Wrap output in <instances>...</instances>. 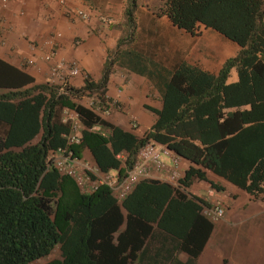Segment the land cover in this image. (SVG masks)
I'll list each match as a JSON object with an SVG mask.
<instances>
[{"label": "trees", "instance_id": "obj_1", "mask_svg": "<svg viewBox=\"0 0 264 264\" xmlns=\"http://www.w3.org/2000/svg\"><path fill=\"white\" fill-rule=\"evenodd\" d=\"M137 6L138 0L123 3L129 36ZM152 11L191 36L200 27L210 29L238 50L215 74L179 63L145 131L122 130L79 103L104 95L105 74L97 83L84 79L60 92L34 84L26 71L0 59V264L36 263L56 248L60 258L44 264H132L154 228L195 258L212 223L200 213L206 203L185 194L192 179L220 191L213 181L218 179L264 201V1L161 0ZM232 69L236 81L227 83ZM61 109L78 117L77 143L64 139L69 127L60 122ZM147 142L166 147L188 166L177 189L155 180L133 186L119 204L125 225L113 244L123 222L116 200L103 186L80 195L50 157L58 147L78 158L87 151L99 173L122 177Z\"/></svg>", "mask_w": 264, "mask_h": 264}, {"label": "crops", "instance_id": "obj_2", "mask_svg": "<svg viewBox=\"0 0 264 264\" xmlns=\"http://www.w3.org/2000/svg\"><path fill=\"white\" fill-rule=\"evenodd\" d=\"M124 1L10 0L5 8L0 6V59L26 71L36 85L56 86L55 83H49L50 64L41 60L40 52H27V42L37 44L53 40L57 57L73 61L78 67L77 76L69 81L72 87L83 85L84 76L90 82L97 83L105 74L104 96L109 103L117 105L116 108L108 106V113L102 114L106 121L122 130H148L153 121L151 109L158 108L161 91L179 63L176 57L172 60L160 54V49L164 48L166 33L172 35V39H181L184 33L172 26L166 17H158L151 9L143 6L151 5L156 0H138L139 5L134 12V31L129 36L122 14ZM74 10H81L85 18L76 17L72 13ZM100 19H107L108 22L102 23ZM220 37L228 43L226 53L229 52V55L226 59L233 57L238 47ZM171 43L173 48H184L176 41L172 40ZM46 47L43 48L44 52L49 49ZM235 81L236 74L232 69L226 82ZM93 96H85L78 101L89 107ZM64 111L67 110H60V122ZM130 121H134L136 126L132 127ZM95 129L93 127V131ZM97 131L107 134L105 129ZM115 158L123 160L121 155ZM80 159L95 166L87 151L82 152ZM179 166L183 172L188 162L181 160ZM213 181L222 190L215 191L207 183L195 179L184 189L188 198L196 197L205 203L218 200L225 206L223 218L212 223L210 235L199 254L193 258L179 251L176 238L154 228L135 252L137 259L132 264H243L240 251H223L220 247L221 224L229 227L237 224L238 228L244 224V235L240 239L245 241L248 222H264V215L250 217L249 209L260 208L264 212V201L243 195L221 180ZM209 190L211 196H208ZM120 202L116 201L115 204L119 207L123 222L112 235L113 244L117 243V236L125 225L126 212L119 206ZM239 208L247 209L244 220L238 218ZM128 250L129 247L126 252ZM54 258H60L58 248L36 264H44Z\"/></svg>", "mask_w": 264, "mask_h": 264}, {"label": "built area", "instance_id": "obj_3", "mask_svg": "<svg viewBox=\"0 0 264 264\" xmlns=\"http://www.w3.org/2000/svg\"><path fill=\"white\" fill-rule=\"evenodd\" d=\"M8 1L10 0H0L1 8H5ZM72 13L78 18H85V14L81 10H74ZM100 21L108 22L107 19H100ZM57 36L56 34L55 37ZM52 43L53 40L37 44L27 42V52L30 54L36 50L40 52L41 60L50 64L49 83L57 84L59 91L62 92L63 87L70 86L69 81L77 76L78 67L73 61H65L63 58L57 57L56 49ZM45 47L49 48L46 52L43 50ZM92 98L89 107L94 112L107 114L109 107H117L114 103H109L104 95L102 97L94 95ZM61 123L69 126V133L64 136L66 142L68 144L77 143V135L81 130L77 115L64 111ZM130 124L132 127L136 126L134 121H130ZM95 130L101 131L97 127ZM50 159L54 170L59 175L70 178L80 195H90L98 187L103 186L116 201H121L139 180L160 181L177 189L183 177L179 166L181 158L167 150L166 147L153 142L145 143L137 151L132 167L126 170L122 177H119L115 171L99 173L95 166L73 156L65 147L56 148ZM211 195L212 192L209 190L208 196ZM200 213L211 223H216L223 218L224 207L220 201L214 200L210 203L206 202V205H201Z\"/></svg>", "mask_w": 264, "mask_h": 264}, {"label": "rangeland", "instance_id": "obj_4", "mask_svg": "<svg viewBox=\"0 0 264 264\" xmlns=\"http://www.w3.org/2000/svg\"><path fill=\"white\" fill-rule=\"evenodd\" d=\"M160 1L161 0H156L151 5L144 4L143 6L153 10ZM181 32L184 33V37H181V39H174V37L172 39V35L166 33L164 48L162 49L161 47L160 54L165 57H170L172 60L176 57V62H185L187 64L195 65L198 68L211 73H214L226 59V56L229 55V52L226 53V46H228V43L220 36L214 34L211 30L200 27L194 36L183 31ZM131 35H133V32ZM172 40L178 42V45L184 46L183 50L179 47L173 48L171 43ZM222 206L225 211V206L223 204ZM239 210L240 214H238V218L244 220L247 209L239 208ZM248 215L250 217L260 216L264 215V212L260 208L249 209ZM236 225L229 227L226 224H221L220 230L222 237L220 247L223 251H240L241 262L243 264H264V222L257 223V220H250L248 222L249 229L248 232L246 231L247 234L245 241L240 239L244 235L243 228L245 225L242 224V227L240 228Z\"/></svg>", "mask_w": 264, "mask_h": 264}, {"label": "clouds", "instance_id": "obj_5", "mask_svg": "<svg viewBox=\"0 0 264 264\" xmlns=\"http://www.w3.org/2000/svg\"><path fill=\"white\" fill-rule=\"evenodd\" d=\"M101 114V113H100ZM102 115V114H101Z\"/></svg>", "mask_w": 264, "mask_h": 264}]
</instances>
